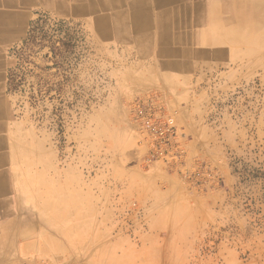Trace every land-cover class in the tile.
Wrapping results in <instances>:
<instances>
[{"label":"rangeland","instance_id":"1","mask_svg":"<svg viewBox=\"0 0 264 264\" xmlns=\"http://www.w3.org/2000/svg\"><path fill=\"white\" fill-rule=\"evenodd\" d=\"M252 30L255 44L243 46L249 52L232 77L187 98L120 99L81 24L37 16L11 69L31 128L27 172L80 157L90 183L104 186L121 213L95 222L105 239L152 245V264H264V29ZM145 99L176 118V162L147 157L133 109Z\"/></svg>","mask_w":264,"mask_h":264},{"label":"crops","instance_id":"2","mask_svg":"<svg viewBox=\"0 0 264 264\" xmlns=\"http://www.w3.org/2000/svg\"><path fill=\"white\" fill-rule=\"evenodd\" d=\"M43 14L81 24L112 98L155 92L181 99L233 76L249 52L243 46L255 44L250 30L264 29V0H0V264H152V245L105 239L95 222L121 213L109 207L116 200L104 186L100 192L90 183L80 157L67 154L48 173L27 172L31 128L11 69Z\"/></svg>","mask_w":264,"mask_h":264},{"label":"built area","instance_id":"3","mask_svg":"<svg viewBox=\"0 0 264 264\" xmlns=\"http://www.w3.org/2000/svg\"><path fill=\"white\" fill-rule=\"evenodd\" d=\"M135 118L149 160L176 162L182 156L179 131L173 113L158 109L151 99L138 100Z\"/></svg>","mask_w":264,"mask_h":264},{"label":"bare ground","instance_id":"4","mask_svg":"<svg viewBox=\"0 0 264 264\" xmlns=\"http://www.w3.org/2000/svg\"><path fill=\"white\" fill-rule=\"evenodd\" d=\"M200 8V7H199ZM202 10V9H201ZM201 13V12H200ZM262 15H263V13H262ZM240 33V32H239ZM238 35V34H237Z\"/></svg>","mask_w":264,"mask_h":264}]
</instances>
